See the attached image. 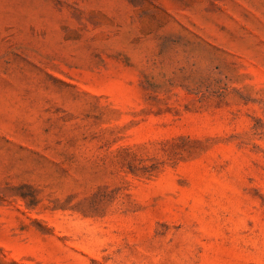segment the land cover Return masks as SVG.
I'll use <instances>...</instances> for the list:
<instances>
[{"label":"rangeland","instance_id":"rangeland-1","mask_svg":"<svg viewBox=\"0 0 264 264\" xmlns=\"http://www.w3.org/2000/svg\"><path fill=\"white\" fill-rule=\"evenodd\" d=\"M0 264H264V0H0Z\"/></svg>","mask_w":264,"mask_h":264}]
</instances>
